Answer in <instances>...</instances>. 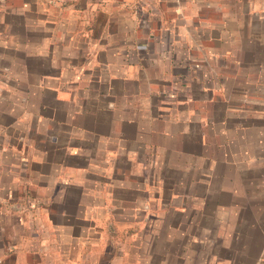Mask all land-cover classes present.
Returning <instances> with one entry per match:
<instances>
[{
  "label": "crops",
  "instance_id": "0c3cea01",
  "mask_svg": "<svg viewBox=\"0 0 264 264\" xmlns=\"http://www.w3.org/2000/svg\"><path fill=\"white\" fill-rule=\"evenodd\" d=\"M0 264H264V0H0Z\"/></svg>",
  "mask_w": 264,
  "mask_h": 264
}]
</instances>
